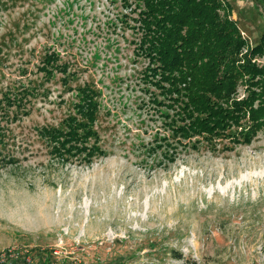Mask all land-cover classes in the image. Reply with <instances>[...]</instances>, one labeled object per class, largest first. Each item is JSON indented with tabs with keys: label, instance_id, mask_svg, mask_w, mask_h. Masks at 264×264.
<instances>
[{
	"label": "rangeland",
	"instance_id": "374dc122",
	"mask_svg": "<svg viewBox=\"0 0 264 264\" xmlns=\"http://www.w3.org/2000/svg\"><path fill=\"white\" fill-rule=\"evenodd\" d=\"M228 1L259 44L261 3ZM135 9L134 0H0V251H28L18 264H264V126L249 141L174 137L138 52ZM255 61L264 68V54ZM86 86L99 92L107 154L61 159L39 129L76 115ZM167 142L175 162L150 151Z\"/></svg>",
	"mask_w": 264,
	"mask_h": 264
},
{
	"label": "trees",
	"instance_id": "16d2710c",
	"mask_svg": "<svg viewBox=\"0 0 264 264\" xmlns=\"http://www.w3.org/2000/svg\"><path fill=\"white\" fill-rule=\"evenodd\" d=\"M258 1L264 8V0ZM134 2L142 31L138 52L150 60L153 82L162 96L153 100L166 106L159 111L170 120L173 136L188 140L197 136L208 140L229 136L234 142L242 136L249 141L264 126V68L255 61L264 54V34L259 44L251 45L233 18V5L228 0ZM59 59L57 53L48 55L42 70L53 75ZM62 67L66 72L68 66ZM241 84L247 92L243 98L238 97ZM98 95L86 86L75 105L76 115L59 126L39 129L53 155L61 159L80 156L91 162L107 154L99 145L95 129L100 111ZM7 98L12 105L11 97ZM169 109L173 110L171 114ZM234 128L241 130L230 133ZM157 148H163V156L175 162V144L156 145L150 151Z\"/></svg>",
	"mask_w": 264,
	"mask_h": 264
},
{
	"label": "built area",
	"instance_id": "2783aa9c",
	"mask_svg": "<svg viewBox=\"0 0 264 264\" xmlns=\"http://www.w3.org/2000/svg\"><path fill=\"white\" fill-rule=\"evenodd\" d=\"M24 255H29L28 251H25V253L22 254L18 248L0 251V264H18L19 260ZM24 260H26L28 263H32L31 256L25 258ZM23 264L26 263L23 262Z\"/></svg>",
	"mask_w": 264,
	"mask_h": 264
}]
</instances>
